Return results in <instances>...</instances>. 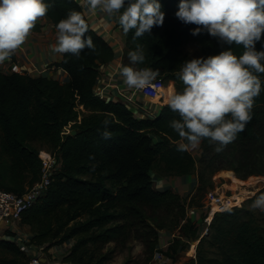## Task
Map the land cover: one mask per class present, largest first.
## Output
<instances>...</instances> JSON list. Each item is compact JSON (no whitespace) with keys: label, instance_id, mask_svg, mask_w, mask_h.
I'll return each mask as SVG.
<instances>
[{"label":"trees","instance_id":"trees-1","mask_svg":"<svg viewBox=\"0 0 264 264\" xmlns=\"http://www.w3.org/2000/svg\"><path fill=\"white\" fill-rule=\"evenodd\" d=\"M45 2L49 5L46 16L55 28L70 11L81 13L87 25L85 35L92 37L95 48L83 49L80 56L66 52L57 63L67 71L68 82L0 71V189L22 193L35 183L43 167L40 152L49 151L60 160L61 168L45 196L23 215L35 233V244L50 248L73 240L63 264H110L106 261L116 246L143 237L146 256L129 258L128 264H151L160 231L179 227L187 206L178 193L157 190L151 173L158 169L164 175L184 176L197 171L192 152L178 150V144L186 141L169 126L180 117L168 104L157 117L138 119L124 103L96 96L99 67L114 59L113 47L94 30L77 0ZM161 3L166 14L162 26H154L151 33L135 40L134 30L125 33L129 51L137 45L143 49L145 59L136 63L137 68L159 69L156 77L175 83L177 91H182L178 73L181 64L192 58L183 51L188 42H195L208 56L229 47L236 55L244 51L242 45L224 44L207 32L192 35L197 25L185 24L175 16L179 0ZM41 27L37 18L31 30ZM256 47L260 49L261 43ZM257 75L262 87L244 130L221 151H216L219 142L201 140L202 169L194 196L212 189L205 177L212 166L233 170L241 183L264 175V73ZM69 126L76 134L68 132ZM105 132L111 135L106 137ZM262 193L264 187L251 199ZM180 232L189 239H200L196 259L186 264H264V218L245 207L217 212L202 237L191 219ZM205 246L213 253L211 257ZM0 248V264L28 262L16 244L1 242ZM178 250L175 241L164 255L174 260Z\"/></svg>","mask_w":264,"mask_h":264},{"label":"clouds","instance_id":"clouds-1","mask_svg":"<svg viewBox=\"0 0 264 264\" xmlns=\"http://www.w3.org/2000/svg\"><path fill=\"white\" fill-rule=\"evenodd\" d=\"M88 2L92 9L99 6L108 14L118 13L122 30H134V40L165 21L161 0ZM48 7L45 0H0V62L26 40ZM175 16L185 24L197 25L191 29L194 36L207 32L224 44L243 46L240 55L229 47L216 55L185 60L178 73L183 90L169 100L170 109L180 117L171 120L169 126L186 141L178 144V150L196 148L208 138L219 142L216 151H221L244 130L251 119L254 97L261 91L257 73H264V0H179ZM57 29L56 51L80 56L83 49L95 48L92 37L85 35L87 25L81 13L70 11L57 23ZM257 42L261 43L260 49ZM128 56L132 64L121 69L124 81L130 88H144L156 78L159 69L133 66L145 59L139 45ZM252 206L264 211V193L256 197Z\"/></svg>","mask_w":264,"mask_h":264},{"label":"crops","instance_id":"crops-1","mask_svg":"<svg viewBox=\"0 0 264 264\" xmlns=\"http://www.w3.org/2000/svg\"><path fill=\"white\" fill-rule=\"evenodd\" d=\"M84 9L85 14L89 18V21L94 28V30L101 35L109 44L113 47L115 56L114 59L99 67V75L97 78V83L94 88V93L96 96H100L102 93L104 95V101L106 102H121L124 103L121 92L126 95H133L135 100L138 101L142 106L144 111L136 112L135 117L138 119L144 118H155L157 117L163 106H165L164 101H167L168 97H164L161 101L155 102L152 99L143 95V93L137 88H130L124 81L121 73V69L125 65H131L132 62L128 56L129 50L126 47V36L125 32L122 30V26L118 22V13L108 14L103 11L99 6L92 9L88 0H77ZM40 23L42 25L40 31L30 30L26 40L13 50L12 55L6 58L3 62H0V71L6 74L11 72V67L17 65L20 71L19 73H26L33 77L43 76L49 79H55L60 82H68L69 75L66 70L57 66L60 63L66 52H58L55 50V45L57 44V32L58 29L53 26L46 14L43 17H39ZM137 67V64L133 65ZM34 69L44 70L45 73L42 75L29 74ZM22 71V72H21ZM196 150L197 147L195 148ZM151 177L154 186L159 191L172 190L178 193L182 198H189L194 196L199 186V178L196 173L175 176V175H164L156 172L155 170L151 173ZM190 206V203L187 204ZM193 223L199 228V237L203 235L201 233L200 224L202 221L201 215L198 214L192 219ZM6 232L2 238V242H10L19 246L26 253L28 260L31 258L35 249L39 247H44L47 251L42 252L43 259L47 263L54 264L57 261L56 252H58L57 247H51V249L46 248L48 245L37 246L34 242L35 233L33 232L31 226L24 221L16 222L11 228H6ZM180 231V229H179ZM181 233V232H180ZM188 238L178 235L175 239V234L170 231H163L160 235L159 248L162 253L167 252L169 247L178 241L179 250L172 260V264H186L194 259H187L188 245L185 242H190ZM194 242V241H193ZM196 242V241H195ZM74 244L73 240L65 242L63 246H72ZM37 246V247H36ZM48 252L50 255L45 254ZM51 257V258H50ZM194 258V257H193ZM166 262V255L164 258ZM153 264H166L157 262L154 260ZM151 263V264H152Z\"/></svg>","mask_w":264,"mask_h":264},{"label":"built area","instance_id":"built-area-1","mask_svg":"<svg viewBox=\"0 0 264 264\" xmlns=\"http://www.w3.org/2000/svg\"><path fill=\"white\" fill-rule=\"evenodd\" d=\"M10 71L17 72L20 71V69L17 65H13ZM44 73V70L34 69L29 74L42 75ZM164 89L165 82L160 77H156L155 79H153L144 88H139L144 96L152 99L155 102L161 101L164 96ZM120 94L124 101V104L129 108L134 116L135 111H144L143 106L135 100L133 95H126L122 92ZM99 97L104 100L103 93ZM67 129L68 132L71 131L70 126ZM40 158L43 163L42 173L40 178L35 183H33L32 185H28L22 193H14L0 189V243L2 242V238L5 234V229H9L16 222L21 221L23 215L31 208H33L45 196L49 187L51 186L54 176L61 168L60 160L49 151H41ZM206 195L211 210L215 206L219 207V211L217 212H223V210H226L224 203L226 198L225 196L223 198V196L217 191V189L208 190ZM198 211L199 208L195 206H186V214L185 217L181 220V224H185L188 219H192L194 216L198 215ZM203 222L206 224V229L204 230L202 235H205L207 234L208 229L211 225L210 214H205ZM44 251V247L35 249V252L26 264H48L47 261L43 259L42 252ZM164 258L165 255L164 253H162V251L156 252L155 260H157V262H170V264L172 263L171 258H169L168 256H166V262H164ZM54 259L56 260V258ZM54 264H59V262H56Z\"/></svg>","mask_w":264,"mask_h":264},{"label":"rangeland","instance_id":"rangeland-1","mask_svg":"<svg viewBox=\"0 0 264 264\" xmlns=\"http://www.w3.org/2000/svg\"><path fill=\"white\" fill-rule=\"evenodd\" d=\"M183 51H184V53H186L187 55H189L192 58L193 57H201V56L207 57L208 56V55H206V54H204V53H202L200 51L199 47L197 46V44L195 42H188L187 44H185L183 46ZM170 86H173L175 91L173 89H171ZM175 92H177V85L175 83H171L168 80H165V89L163 91V94H164L165 98L168 97L167 98L168 102L166 103V101H164L165 105L169 104V100H170L171 96ZM197 149L198 150H196L195 148H191V147L188 148V150H190L192 152L193 156L197 160V169H196L197 171H195V173L198 175L200 173L201 169H202V166H200V163H199V161L201 159V155H202V149L200 148L199 145L197 146ZM220 163H221V161L218 162V165ZM225 163L226 162H224L223 165H225ZM212 168H213V170H212ZM155 171L160 173V174H162L161 171L158 170V169L155 170ZM222 171H224V172L230 171V172L234 173L233 180H232V183L230 185L223 186L225 182H224L223 177H222V173H223ZM235 175L236 174H235V172L233 170H228V169H219V170H217V169H214V166H212L207 171L205 177L208 178V180H207L208 181L207 182L208 185L212 184L213 185L212 189L213 190L217 189V191L224 198V196H232V194H235L236 192L244 191V190H246L249 187L250 181H249V183H248V181L246 183H241L242 182L241 178H239V177H237ZM259 176L260 177H256L259 180V187H258L257 191L255 192L254 196L264 187V175H259ZM244 180H249V178L248 179H244ZM208 190H210V189H208ZM207 191L205 193H199L198 192L197 196H192V197H189L187 199L186 198H182V202L186 203L185 206L188 203H190V204L194 205L195 207L199 208L198 214H200L201 218H202V221H201V224H200V229H201L200 230L201 231L200 234H203L204 230L206 229V224L203 222L204 216H205V214H210V212H211V207L208 204L207 195H206ZM196 193L194 195H196ZM253 197H251V198H253ZM251 198L246 199V201L243 202L242 205L239 206V207H245L246 209H249L252 212H254L255 215L259 219H263L264 218V211H262L258 207H253L252 204H253L254 200H252ZM233 208H235V207H233ZM185 214H186V208H185ZM151 215H152V217H155L157 214L151 213ZM214 215H213V217H214ZM25 220H26V215L23 216V218H22V221L26 222ZM181 226H182V224H181V221H180L179 227L174 228V229H170V228L163 229V230L160 231V235H161V232H163V231H170V232L175 234V239H176V237L181 234L180 231H179ZM185 238H187V237H185ZM147 241H148V239H147ZM159 241H160V238H159ZM187 241H188V238H187ZM193 241L194 242L196 241L197 244L195 245ZM199 242H200V239H198V240H190L189 243L185 242V244L188 245V250H190L192 248V246L195 245V247H196L195 249L197 251V246H198ZM63 244H61V245H63ZM61 245L53 246V247H57L59 249L58 252H56V255H57L56 261L59 262V264H63L64 257L67 255V253L70 251V248L72 247V246L71 247L68 246L67 250L65 251V248L67 246L60 247ZM116 247H118V248L114 251L112 257L107 259L106 262L111 261L110 264H128L130 262L129 258H132V260H133V258L136 255H139V256L143 257L142 259H144V257L146 256L145 255L146 239L143 238V237L135 236L130 241H127L126 243L120 244V245H118ZM208 248L209 247L205 246V249H207V257H211L213 255V253L209 252ZM49 249H51V247ZM111 249L112 248H109L108 250L106 249V252L110 251ZM45 251H47V249ZM159 251H161V249L159 248V244H158L156 252H159ZM1 253L2 252H1V248H0V257H3V255ZM45 254L52 256L48 252H45ZM193 257H191L187 253V259L192 258V259L195 260L196 259V254ZM7 258L10 259L11 255H8ZM0 259H2V258H0ZM154 260H155V255H154V258H153L152 262ZM166 264H170V262L166 263Z\"/></svg>","mask_w":264,"mask_h":264},{"label":"bare ground","instance_id":"bare-ground-1","mask_svg":"<svg viewBox=\"0 0 264 264\" xmlns=\"http://www.w3.org/2000/svg\"><path fill=\"white\" fill-rule=\"evenodd\" d=\"M222 172H221L222 177H223V180L225 182L223 186L230 185L232 183L234 173L230 172V171H227V172L222 171ZM258 187H259V180H258V178L253 177V178H251L250 183H249V187L246 190L236 192L235 194H232V196H225L226 199H225L224 203H225L226 210H229L230 208H233V207L241 206L242 203L246 201V199L254 196ZM226 210H223V211H226ZM217 211H219V207H217V206L213 207V209L211 210V212H210L211 223L213 220V215L216 214ZM194 244L196 245L197 242H194ZM195 245H193L192 248L188 252V254L191 257H193L196 254Z\"/></svg>","mask_w":264,"mask_h":264},{"label":"water","instance_id":"water-1","mask_svg":"<svg viewBox=\"0 0 264 264\" xmlns=\"http://www.w3.org/2000/svg\"><path fill=\"white\" fill-rule=\"evenodd\" d=\"M71 134H76V131H71Z\"/></svg>","mask_w":264,"mask_h":264}]
</instances>
